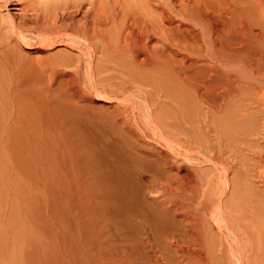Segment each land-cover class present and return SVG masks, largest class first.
I'll list each match as a JSON object with an SVG mask.
<instances>
[{
    "label": "bare ground",
    "instance_id": "6f19581e",
    "mask_svg": "<svg viewBox=\"0 0 264 264\" xmlns=\"http://www.w3.org/2000/svg\"><path fill=\"white\" fill-rule=\"evenodd\" d=\"M145 2L110 36L71 25L95 5L53 4L58 37L115 61L118 93L140 101L133 123L161 142L111 129L86 148L88 179L72 189L74 264H264V0Z\"/></svg>",
    "mask_w": 264,
    "mask_h": 264
},
{
    "label": "rangeland",
    "instance_id": "374dc122",
    "mask_svg": "<svg viewBox=\"0 0 264 264\" xmlns=\"http://www.w3.org/2000/svg\"><path fill=\"white\" fill-rule=\"evenodd\" d=\"M144 1L0 0V264H74L72 247L79 232L73 225V192L76 182L88 179V147L112 137L111 129L140 140L138 145L161 143L133 123L140 122V101L129 91L118 93L116 84L124 78L115 61L107 53H92L83 42L58 37L65 23H55L57 8L64 3H91L95 6L87 21L75 17L72 27L110 36L128 20L126 8L128 14H142L145 6L149 10ZM87 61L95 67L92 76ZM144 89L153 92L149 86ZM128 93L130 99L124 96ZM133 101L139 110L129 108ZM122 121H131L133 128L123 129ZM187 162L190 167L196 164ZM230 263L237 264L233 259L220 264Z\"/></svg>",
    "mask_w": 264,
    "mask_h": 264
}]
</instances>
